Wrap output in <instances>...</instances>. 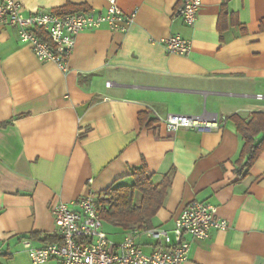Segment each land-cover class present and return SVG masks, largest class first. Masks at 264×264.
<instances>
[{"label": "crops", "instance_id": "obj_1", "mask_svg": "<svg viewBox=\"0 0 264 264\" xmlns=\"http://www.w3.org/2000/svg\"><path fill=\"white\" fill-rule=\"evenodd\" d=\"M17 1L26 13L108 7L107 0ZM201 1L187 27L173 18L183 0H117L136 14L134 23L125 33H81L67 72L38 61L16 29L0 26V264H33L23 244L55 242L54 203L130 186L143 163L155 182L171 175L149 229L171 230L192 201L215 206L229 224L206 240L185 236V264H264V148L240 169L243 142L231 120L264 114V0ZM173 35L190 43L187 56L158 43ZM140 114L152 123L141 126ZM168 115L220 127L168 133L158 121ZM103 227L114 243L132 231ZM136 243L145 252L154 245Z\"/></svg>", "mask_w": 264, "mask_h": 264}, {"label": "built area", "instance_id": "obj_2", "mask_svg": "<svg viewBox=\"0 0 264 264\" xmlns=\"http://www.w3.org/2000/svg\"><path fill=\"white\" fill-rule=\"evenodd\" d=\"M107 3V9L102 13L59 15L42 10L26 13L17 0H0V26L16 29L19 43L27 46L38 61L52 63L67 72L76 39L81 33L102 27L125 33L134 23L135 13L122 12L117 0H107ZM201 6V0H183L173 18H179L185 26L191 27ZM41 34L47 36L48 42L43 41ZM158 43L171 55L187 56L191 51L190 43L178 35L161 39ZM257 99L262 97L257 96ZM158 121L168 133L220 127L217 122L181 115H168ZM50 213L56 227L55 242L38 248L29 241L23 244L33 264L51 261L57 264H185L190 250L185 236L206 240L213 231L229 229L228 222L218 216L215 206L199 201H192L183 208L171 230L136 228L120 243L111 241L104 231L98 205L92 196L69 203H54ZM139 237L154 242L150 252H145L136 243Z\"/></svg>", "mask_w": 264, "mask_h": 264}, {"label": "trees", "instance_id": "obj_3", "mask_svg": "<svg viewBox=\"0 0 264 264\" xmlns=\"http://www.w3.org/2000/svg\"><path fill=\"white\" fill-rule=\"evenodd\" d=\"M79 12H88L84 6H74L60 9L55 12L59 15H71ZM225 13L221 8L220 17ZM43 41L48 42L46 35H40ZM145 114L138 118L141 126H148L152 121H147ZM231 120L236 126L238 135L243 142L239 161H245L240 169L251 168L259 153L264 148V138L257 142V137L264 134V114L256 113L249 122L233 116ZM5 124H0V127ZM130 186L111 187L108 190L93 196L99 208L100 217L104 225H109L122 231H131L135 228H151L152 220L157 212L163 208L171 186V175L168 174L154 181L143 163L140 168L131 173Z\"/></svg>", "mask_w": 264, "mask_h": 264}, {"label": "rangeland", "instance_id": "obj_4", "mask_svg": "<svg viewBox=\"0 0 264 264\" xmlns=\"http://www.w3.org/2000/svg\"><path fill=\"white\" fill-rule=\"evenodd\" d=\"M112 238V237H111Z\"/></svg>", "mask_w": 264, "mask_h": 264}]
</instances>
